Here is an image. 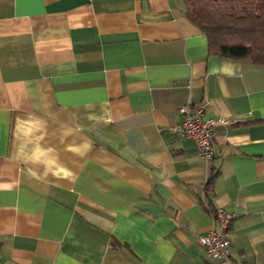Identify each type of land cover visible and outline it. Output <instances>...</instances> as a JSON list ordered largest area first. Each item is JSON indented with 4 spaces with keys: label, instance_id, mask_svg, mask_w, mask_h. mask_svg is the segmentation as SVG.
Instances as JSON below:
<instances>
[{
    "label": "crops",
    "instance_id": "0c3cea01",
    "mask_svg": "<svg viewBox=\"0 0 264 264\" xmlns=\"http://www.w3.org/2000/svg\"><path fill=\"white\" fill-rule=\"evenodd\" d=\"M185 12L0 0V264H264V65L209 55ZM184 106L237 121L212 161L173 130ZM218 208L225 262L198 241Z\"/></svg>",
    "mask_w": 264,
    "mask_h": 264
},
{
    "label": "trees",
    "instance_id": "16d2710c",
    "mask_svg": "<svg viewBox=\"0 0 264 264\" xmlns=\"http://www.w3.org/2000/svg\"><path fill=\"white\" fill-rule=\"evenodd\" d=\"M182 1L188 20L206 36L209 55L264 65V0ZM217 178L212 168L204 186L207 195Z\"/></svg>",
    "mask_w": 264,
    "mask_h": 264
},
{
    "label": "built area",
    "instance_id": "2783aa9c",
    "mask_svg": "<svg viewBox=\"0 0 264 264\" xmlns=\"http://www.w3.org/2000/svg\"><path fill=\"white\" fill-rule=\"evenodd\" d=\"M179 113L183 115V121L173 130L180 139H193L196 142L199 155L207 161L213 160L216 155L215 126L237 123L236 120L209 117L203 106L193 109L184 106L179 109ZM205 203L208 202L205 200ZM212 218L213 226L201 235L198 241L204 247L207 256L225 262L229 259L232 251L230 229L236 214L225 208H218L213 212Z\"/></svg>",
    "mask_w": 264,
    "mask_h": 264
}]
</instances>
